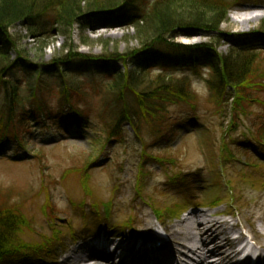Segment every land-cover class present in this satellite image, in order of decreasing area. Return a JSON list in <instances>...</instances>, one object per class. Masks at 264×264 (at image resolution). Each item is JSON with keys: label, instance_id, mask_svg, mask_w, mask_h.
<instances>
[{"label": "rangeland", "instance_id": "374dc122", "mask_svg": "<svg viewBox=\"0 0 264 264\" xmlns=\"http://www.w3.org/2000/svg\"><path fill=\"white\" fill-rule=\"evenodd\" d=\"M231 1L234 4L221 32H185L172 40L175 46L216 44L214 38L226 35L220 41L219 52L227 54L230 47L251 42L252 34L264 26V0ZM144 3L139 2L138 7L123 5L120 12L95 11L73 25L70 39L52 32L46 42H39L28 38L20 24L11 33L26 37L23 49L30 60L37 59L38 63L64 59L68 55L66 44L81 57L129 56L142 47L137 30L127 20L140 15L146 8ZM254 42L264 52V39ZM159 50L162 53L158 52L157 59L165 52ZM113 66L124 70L120 63L114 62ZM179 76L188 81L196 98L170 107L168 114L171 122L189 120L190 115L194 121L193 126L183 130L175 128L173 142H159L151 129H144L138 136L128 126L124 142L110 141L95 114L111 106L106 100L111 94L105 86L96 91L97 84L90 79L87 97L81 100L84 112L94 121L88 128L63 135L45 125L34 130L32 137L26 136L23 149L15 143L0 156V212L16 209L30 225L13 234L9 248L28 245L22 251L32 253L27 258L15 254L0 264H60L62 250L78 248L85 238V226L91 227L90 232L100 226L108 234L133 237V232H138L152 237L165 229L172 233L195 214L205 224L213 217L229 215L232 219L225 220L232 228L239 224L258 239L264 238V147L253 144L248 149L234 142L258 138L259 130L264 128V94L259 102L246 107V117H241L237 131L230 135L232 131L227 132L232 118L220 114L211 100L209 71L181 69ZM56 103L52 106L58 110ZM226 150L236 160L223 167L221 158L223 151L228 154ZM145 155L176 163H158ZM168 208L174 209V214L165 215L164 223H159L154 210L166 212ZM126 224L134 231H126Z\"/></svg>", "mask_w": 264, "mask_h": 264}, {"label": "trees", "instance_id": "16d2710c", "mask_svg": "<svg viewBox=\"0 0 264 264\" xmlns=\"http://www.w3.org/2000/svg\"><path fill=\"white\" fill-rule=\"evenodd\" d=\"M139 2H145L146 8L127 21L137 30L142 48L118 59L81 57L73 51V46L66 44L64 50L68 55L64 59L38 63L37 59L30 60L23 49L26 37L11 33L16 24H20L27 30L28 38L39 42H46L52 32L70 39L73 25L82 23L83 18L92 16L95 11L120 12L123 5L138 7ZM233 4L231 0H156L151 3L144 0H0V156L16 144L23 149L26 136L32 137L34 130L45 125L63 135L88 128L94 121L84 112L81 100L87 97L86 86L90 79L96 82V91L105 86L111 94L106 99L110 108L95 114L104 124L110 141L124 142L128 126L138 136L144 129H151L159 142H173L175 128L183 130L193 126L194 121V116L190 115L189 120L180 118L172 123L168 114L170 107L196 98L188 81L179 76L181 69L209 71L211 100L220 114L232 118L227 132L232 131L229 133L232 135L241 117L247 115L246 107L253 101L259 102V96L264 94V52L254 42L264 39V26L259 33L252 34L254 41L232 46L227 54L219 52L220 41L227 38L226 35L214 38L216 44L212 41L201 46H175L172 40L185 32H221ZM83 45L87 43L83 41ZM159 49L165 52L157 59L158 52L162 53ZM79 57L83 59H77ZM114 62L122 64L124 70L115 69ZM54 102L58 110L53 108ZM253 142L264 145V128ZM223 153L221 159L226 164L235 162L231 152ZM147 158L158 163H176L166 158ZM221 166L224 167L223 162ZM140 183L139 186L143 185L142 181ZM166 212L154 210L159 220L174 214L175 210L168 208ZM29 226L16 209L0 212V262L18 253L24 257L30 255L22 251L28 245L9 248L13 234ZM125 228L133 229V226L126 224Z\"/></svg>", "mask_w": 264, "mask_h": 264}, {"label": "bare ground", "instance_id": "6f19581e", "mask_svg": "<svg viewBox=\"0 0 264 264\" xmlns=\"http://www.w3.org/2000/svg\"><path fill=\"white\" fill-rule=\"evenodd\" d=\"M182 224L180 228L172 229V233L169 234L170 240L167 234L159 232L153 241L124 236L123 240L119 241L107 239L95 244H81V247L66 250L67 258L63 264H181L177 261L178 253L175 259L173 258L176 252L173 250L174 245L178 244L188 255L184 257L189 264H208L212 258L220 260L221 264H234L236 255L240 254V251H235L236 257L233 259L224 253L225 249L220 243H229V237L225 232L221 235H218L216 231L213 233L217 225L206 229L205 223L197 214L192 215V218L186 219ZM220 236H223L221 241ZM258 240L264 243L262 236ZM259 258L264 260V250H261ZM249 259L250 257H247L245 262Z\"/></svg>", "mask_w": 264, "mask_h": 264}]
</instances>
